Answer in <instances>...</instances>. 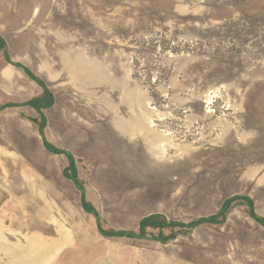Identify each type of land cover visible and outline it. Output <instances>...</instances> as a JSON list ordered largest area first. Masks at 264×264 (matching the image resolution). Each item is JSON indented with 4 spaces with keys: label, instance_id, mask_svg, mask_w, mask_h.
<instances>
[{
    "label": "rangeland",
    "instance_id": "1",
    "mask_svg": "<svg viewBox=\"0 0 264 264\" xmlns=\"http://www.w3.org/2000/svg\"><path fill=\"white\" fill-rule=\"evenodd\" d=\"M0 40V264H264L245 201L189 227L264 219V0H0Z\"/></svg>",
    "mask_w": 264,
    "mask_h": 264
},
{
    "label": "trees",
    "instance_id": "2",
    "mask_svg": "<svg viewBox=\"0 0 264 264\" xmlns=\"http://www.w3.org/2000/svg\"><path fill=\"white\" fill-rule=\"evenodd\" d=\"M3 46H4V41L0 40V49H2ZM28 105L31 107H37V108H39V106H40L39 102L36 100L29 102ZM48 106H51V104ZM44 125H45V121H43L41 128H43ZM45 147L49 151H54L55 153H63V152H58L51 145L46 144ZM64 154H66L68 160L70 161L69 171H65L64 176L67 179L72 180L76 184L77 188L82 191V193H81L82 194V204H83V207L85 208V210L89 213H94V210L91 209L90 206L86 202H84V199H85L84 190L82 189V187L78 183L77 173H76L77 170H76V166H75V162H74L73 157L69 153H64ZM238 200L245 201V203L249 206V212H250L251 217L256 222H258L259 224L264 226V219L259 218L255 214L253 202L250 199H248V198H233V199H229L225 202L222 209L220 210V212L217 215H214V216H212L208 219L202 220V221L193 222L192 224H190L189 227L194 228V227L200 226L202 224L203 225L204 224L218 225V224L224 223L226 221L227 214L231 210L232 204ZM174 227H177V224L167 223L166 220L163 219L162 217H160L159 215H154V216L145 218L141 221L139 235H137L133 232H119V233L104 232L103 230H101L100 227H99V231L103 236H105L107 238L125 237L127 239H144L146 237V229L147 228H154V229L163 230V229L174 228ZM159 240L163 242V239H159Z\"/></svg>",
    "mask_w": 264,
    "mask_h": 264
}]
</instances>
